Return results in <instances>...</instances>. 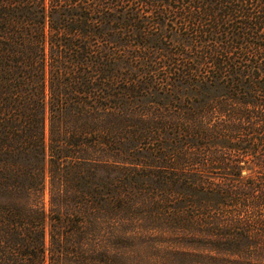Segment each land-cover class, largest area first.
Returning <instances> with one entry per match:
<instances>
[{
  "label": "trees",
  "instance_id": "1",
  "mask_svg": "<svg viewBox=\"0 0 264 264\" xmlns=\"http://www.w3.org/2000/svg\"><path fill=\"white\" fill-rule=\"evenodd\" d=\"M0 264H264V0H0Z\"/></svg>",
  "mask_w": 264,
  "mask_h": 264
}]
</instances>
